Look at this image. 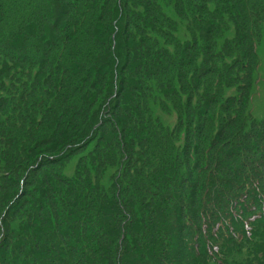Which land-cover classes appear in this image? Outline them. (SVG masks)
Returning a JSON list of instances; mask_svg holds the SVG:
<instances>
[{
    "label": "trees",
    "instance_id": "trees-1",
    "mask_svg": "<svg viewBox=\"0 0 264 264\" xmlns=\"http://www.w3.org/2000/svg\"><path fill=\"white\" fill-rule=\"evenodd\" d=\"M263 25L264 0H0V264H264Z\"/></svg>",
    "mask_w": 264,
    "mask_h": 264
},
{
    "label": "rangeland",
    "instance_id": "rangeland-1",
    "mask_svg": "<svg viewBox=\"0 0 264 264\" xmlns=\"http://www.w3.org/2000/svg\"><path fill=\"white\" fill-rule=\"evenodd\" d=\"M257 54L260 61V66L256 73V84L253 88L250 108L253 117H255L256 120L260 121L264 118V25L262 26V40ZM69 168V174H71L73 168Z\"/></svg>",
    "mask_w": 264,
    "mask_h": 264
}]
</instances>
